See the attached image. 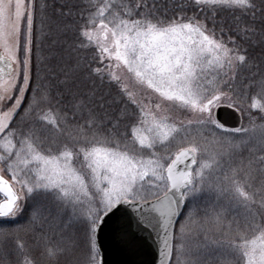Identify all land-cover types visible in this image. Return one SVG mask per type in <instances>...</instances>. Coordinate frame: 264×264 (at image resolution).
<instances>
[{
	"label": "snow or ice",
	"instance_id": "6c2138e0",
	"mask_svg": "<svg viewBox=\"0 0 264 264\" xmlns=\"http://www.w3.org/2000/svg\"><path fill=\"white\" fill-rule=\"evenodd\" d=\"M106 227L264 264V0H0V264H104Z\"/></svg>",
	"mask_w": 264,
	"mask_h": 264
},
{
	"label": "water",
	"instance_id": "95a60500",
	"mask_svg": "<svg viewBox=\"0 0 264 264\" xmlns=\"http://www.w3.org/2000/svg\"><path fill=\"white\" fill-rule=\"evenodd\" d=\"M217 118L229 127H234L239 124V114L233 109L226 106H221L215 109ZM110 227H106L99 236L102 247V256L104 264H130L134 261L135 264H152L155 256V245L152 239L144 233L145 243L142 244L140 250L136 255H130L127 251L117 245L110 235Z\"/></svg>",
	"mask_w": 264,
	"mask_h": 264
},
{
	"label": "trees",
	"instance_id": "16d2710c",
	"mask_svg": "<svg viewBox=\"0 0 264 264\" xmlns=\"http://www.w3.org/2000/svg\"><path fill=\"white\" fill-rule=\"evenodd\" d=\"M39 2L40 3H43L44 2V0H39ZM49 3H51V0H49ZM259 53H260V49L259 48H257L255 51H254V55H259ZM257 122H259V120L257 121ZM4 258L2 257V256H0V260H3Z\"/></svg>",
	"mask_w": 264,
	"mask_h": 264
},
{
	"label": "rangeland",
	"instance_id": "374dc122",
	"mask_svg": "<svg viewBox=\"0 0 264 264\" xmlns=\"http://www.w3.org/2000/svg\"><path fill=\"white\" fill-rule=\"evenodd\" d=\"M258 121V120H257ZM257 123H259V122H257ZM245 155H247V153H245Z\"/></svg>",
	"mask_w": 264,
	"mask_h": 264
}]
</instances>
